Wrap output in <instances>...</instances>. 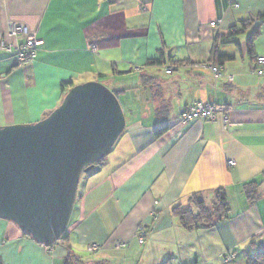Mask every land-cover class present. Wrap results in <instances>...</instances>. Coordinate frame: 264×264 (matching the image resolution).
<instances>
[{"label":"crops","instance_id":"obj_1","mask_svg":"<svg viewBox=\"0 0 264 264\" xmlns=\"http://www.w3.org/2000/svg\"><path fill=\"white\" fill-rule=\"evenodd\" d=\"M258 14L264 0H0V42L11 22L42 41L28 67L0 51V127L43 120L88 82L119 93L127 123L102 168L80 181L67 241L48 253L0 219V264H246L243 250L264 245V183L255 204L242 190L264 175V75L247 52L251 31L228 35ZM216 44L234 57L218 77ZM160 52L165 63L149 66ZM254 55L264 56V26ZM199 102L224 107L228 122L180 123ZM218 189L229 218L182 228L173 209L193 196L210 205ZM90 244L102 249L88 253Z\"/></svg>","mask_w":264,"mask_h":264},{"label":"water","instance_id":"obj_2","mask_svg":"<svg viewBox=\"0 0 264 264\" xmlns=\"http://www.w3.org/2000/svg\"><path fill=\"white\" fill-rule=\"evenodd\" d=\"M126 115L101 82L74 86L43 120L0 127V219L45 248L69 228L83 174L112 152Z\"/></svg>","mask_w":264,"mask_h":264},{"label":"trees","instance_id":"obj_3","mask_svg":"<svg viewBox=\"0 0 264 264\" xmlns=\"http://www.w3.org/2000/svg\"><path fill=\"white\" fill-rule=\"evenodd\" d=\"M263 26H264V14H258L256 16L250 17L248 20L240 21L238 25L233 27L232 33L228 35V38L231 39L237 36H241L247 33L248 31H251V34L247 39L246 48L249 57L255 61V68H254L255 74L256 71L260 69L258 66V58L261 56L254 55V43L257 40V38L260 36L261 29ZM212 57L217 62L216 66L222 67L223 69L225 62L234 60V57L232 56L220 55L218 53L217 44L214 47ZM164 63L165 62L163 61V54L162 52H160L159 57L149 61L148 64L149 66H162ZM72 86L73 83L71 81L64 82L62 83L61 88L70 89ZM114 93L119 98V93L116 92ZM167 130H168L167 127L156 129L154 131L155 138L156 139L160 138L167 132ZM105 159L96 163L95 168L90 172V174L97 173L102 168ZM263 183H264V175H262L260 179L253 180L243 184L242 190L251 204H255L259 200L260 188ZM172 214L174 215V217L178 219L180 226L187 231L211 228L217 222L229 218L230 204H229L228 195L224 189L216 190L214 193V201L210 205H207L205 201H203L200 197L193 196L190 199L189 206L187 207L177 206L173 209ZM67 238H68L67 234H65V236L60 242L67 241ZM243 255L246 264H264V245L252 244L249 249L243 250ZM67 264H69V262Z\"/></svg>","mask_w":264,"mask_h":264},{"label":"built area","instance_id":"obj_4","mask_svg":"<svg viewBox=\"0 0 264 264\" xmlns=\"http://www.w3.org/2000/svg\"><path fill=\"white\" fill-rule=\"evenodd\" d=\"M217 26L216 22L211 23V27L215 28ZM42 41L37 37L36 33L32 32L27 26L11 22L8 23L7 29L3 35L0 42V51L7 55L14 57L16 65L20 67L30 66L37 58L38 51ZM94 49V47H92ZM258 66L260 69L256 71L258 76L264 75V56L258 58ZM212 70L215 77L220 75V71L223 70L222 67L213 66ZM168 74L172 73V69L167 70ZM222 118L224 123L228 122L227 112L224 107L207 104V103H195L188 107V109L183 112L180 117V123L186 125L193 121H212L215 122L219 118ZM229 166H234V161L228 162ZM145 237L140 238V242L144 243ZM126 244L121 242H115V248L124 249ZM52 248H47L48 253L52 252ZM102 247L98 244H90L87 246L86 251L88 253L99 252ZM233 255H224V262L228 263L233 260Z\"/></svg>","mask_w":264,"mask_h":264},{"label":"rangeland","instance_id":"obj_5","mask_svg":"<svg viewBox=\"0 0 264 264\" xmlns=\"http://www.w3.org/2000/svg\"><path fill=\"white\" fill-rule=\"evenodd\" d=\"M108 88H109V87H108ZM109 89H110V88H109ZM110 90H111V89H110ZM111 91H112V90H111ZM119 100L121 101V100H122V97H121V99H119ZM90 175H92V174H90V173H89V174H83L82 177H81V181H82V183H83V181H84L85 179H87V177L90 176Z\"/></svg>","mask_w":264,"mask_h":264}]
</instances>
